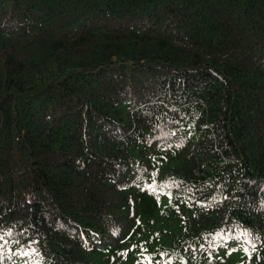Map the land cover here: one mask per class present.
Listing matches in <instances>:
<instances>
[{"label": "trees", "instance_id": "obj_1", "mask_svg": "<svg viewBox=\"0 0 264 264\" xmlns=\"http://www.w3.org/2000/svg\"><path fill=\"white\" fill-rule=\"evenodd\" d=\"M0 237V264H264V0H0Z\"/></svg>", "mask_w": 264, "mask_h": 264}, {"label": "rangeland", "instance_id": "obj_2", "mask_svg": "<svg viewBox=\"0 0 264 264\" xmlns=\"http://www.w3.org/2000/svg\"><path fill=\"white\" fill-rule=\"evenodd\" d=\"M155 196L159 200L160 208L165 209L168 205V198H161L157 193ZM158 248V246H153L148 254L128 260L124 264H155L159 261V257L155 254ZM247 255L248 252L244 250L243 244L239 242L232 243L218 253L217 261L214 264H238L243 262L247 258Z\"/></svg>", "mask_w": 264, "mask_h": 264}, {"label": "snow or ice", "instance_id": "obj_3", "mask_svg": "<svg viewBox=\"0 0 264 264\" xmlns=\"http://www.w3.org/2000/svg\"><path fill=\"white\" fill-rule=\"evenodd\" d=\"M9 235H10V233H9ZM0 239H3V237H0Z\"/></svg>", "mask_w": 264, "mask_h": 264}]
</instances>
